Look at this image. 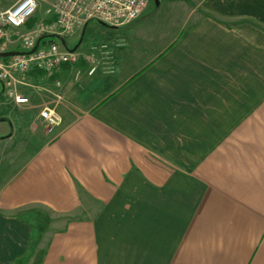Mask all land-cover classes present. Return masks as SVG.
Instances as JSON below:
<instances>
[{"label":"crops","instance_id":"1","mask_svg":"<svg viewBox=\"0 0 264 264\" xmlns=\"http://www.w3.org/2000/svg\"><path fill=\"white\" fill-rule=\"evenodd\" d=\"M165 1L98 47L116 84L1 181L0 264H264V0ZM28 97L1 126L40 131Z\"/></svg>","mask_w":264,"mask_h":264},{"label":"built area","instance_id":"2","mask_svg":"<svg viewBox=\"0 0 264 264\" xmlns=\"http://www.w3.org/2000/svg\"><path fill=\"white\" fill-rule=\"evenodd\" d=\"M148 0H54L46 9V17L27 23L34 18L38 8L37 0H17L0 12V53L18 51L19 54L0 58V86L7 97L18 105H26L29 97L16 88L13 74L26 75L41 72L46 80L55 86L61 81L56 72L63 67L73 69L74 79L85 69L91 76L96 70L92 57L71 50L66 39L76 31H82L90 21L108 26L121 27L141 17ZM24 29V32H20ZM49 36H53L52 38ZM51 38L47 40L46 38ZM10 46H13L10 47ZM105 45H101L104 48ZM35 48L33 51L32 49ZM39 117L52 129L62 118L52 108L44 105Z\"/></svg>","mask_w":264,"mask_h":264},{"label":"rangeland","instance_id":"3","mask_svg":"<svg viewBox=\"0 0 264 264\" xmlns=\"http://www.w3.org/2000/svg\"><path fill=\"white\" fill-rule=\"evenodd\" d=\"M17 0H0V12L7 9ZM38 8L34 15L35 22L42 20L46 17L45 11L49 7V5L54 2V0H37ZM148 0L147 6L145 8L144 13H146L142 20L143 23H156L160 22V15L163 14L167 8V2L165 0ZM169 6V5H168ZM143 13V14H144ZM158 14V15H156ZM142 17V18H143ZM146 19V21H145ZM121 28H109L105 27L102 24L96 21H90L87 26L85 33L80 35L75 34L72 38H67V44L70 49H73L79 41L82 39L81 46L78 48V52L82 54L94 53V64L96 66V70L89 79H85V74L76 82L73 81L72 78H68L63 83L64 85L55 86L52 82L44 79L42 76H36L32 78L26 77V75L13 74L16 80V88L20 93L25 96H31L32 100L35 103H38V108L44 105L54 109L62 118L61 123L58 126L49 129L40 119L39 124V132H33L28 127H20L17 128L14 126L10 127L9 123H7L8 132L13 130L14 136L13 140L10 142L4 143L3 150L6 149L7 144L8 147L4 151L5 154L0 156V183L6 177L8 173L12 170H15L21 163L22 159L26 156V154L32 152L35 147L43 142L44 138L41 135V130L45 129L48 134L45 139L51 138L55 132L66 122L71 120L77 114H79V109L75 106L82 102L90 93L89 91L94 88H100L99 93H105L110 90L114 84L118 81L117 78V70H118V62L115 52L109 51L108 53H102L99 50V46L102 44L108 45L111 41H117L120 39H127L125 34H121ZM20 32H24V29H21ZM121 35H120V34ZM47 40L51 38H46ZM13 48V46H10ZM116 48V47H115ZM102 49V48H101ZM85 69H82L84 72ZM0 102L3 105H12L15 103L11 98L7 97L4 91L0 86ZM31 102L26 105H16L21 106L20 109H28L30 107ZM26 111V110H25ZM17 112V111H15ZM19 113V112H17ZM16 114V113H14ZM27 116L29 113H23ZM40 118V117H39ZM1 126V127H5ZM2 130H0L1 132ZM12 154V156H11ZM11 157H13L11 159Z\"/></svg>","mask_w":264,"mask_h":264},{"label":"water","instance_id":"4","mask_svg":"<svg viewBox=\"0 0 264 264\" xmlns=\"http://www.w3.org/2000/svg\"><path fill=\"white\" fill-rule=\"evenodd\" d=\"M156 3H158L157 0H156ZM100 24H102V25L105 26V27L115 28V27H113V26H108V25H106V24H104V23H100ZM81 40H82V39H79L78 43L75 45V47L72 49V51L75 50V49L78 47V45L81 43ZM34 49H35V48H33L32 51H33ZM19 53H20V52H18V51H6V52H2V53H0V58H7V57H9V56H13V55H16V54H19Z\"/></svg>","mask_w":264,"mask_h":264},{"label":"trees","instance_id":"5","mask_svg":"<svg viewBox=\"0 0 264 264\" xmlns=\"http://www.w3.org/2000/svg\"><path fill=\"white\" fill-rule=\"evenodd\" d=\"M35 22V20H34V18L33 19H31L28 23H27V27H30L33 23ZM49 37H53V36H49ZM39 74H41L42 75V73L41 72H38Z\"/></svg>","mask_w":264,"mask_h":264}]
</instances>
